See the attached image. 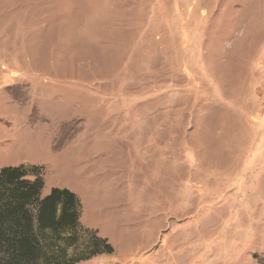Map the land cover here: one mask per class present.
I'll return each mask as SVG.
<instances>
[{"label": "rangeland", "instance_id": "rangeland-1", "mask_svg": "<svg viewBox=\"0 0 264 264\" xmlns=\"http://www.w3.org/2000/svg\"><path fill=\"white\" fill-rule=\"evenodd\" d=\"M10 165L114 248L75 264H264V0H0Z\"/></svg>", "mask_w": 264, "mask_h": 264}, {"label": "trees", "instance_id": "trees-1", "mask_svg": "<svg viewBox=\"0 0 264 264\" xmlns=\"http://www.w3.org/2000/svg\"><path fill=\"white\" fill-rule=\"evenodd\" d=\"M44 187L36 166L10 165L0 170V264H75L113 251L107 238L94 232L78 253V195L53 187L42 196Z\"/></svg>", "mask_w": 264, "mask_h": 264}, {"label": "bare ground", "instance_id": "bare-ground-1", "mask_svg": "<svg viewBox=\"0 0 264 264\" xmlns=\"http://www.w3.org/2000/svg\"><path fill=\"white\" fill-rule=\"evenodd\" d=\"M64 183H66V182H64Z\"/></svg>", "mask_w": 264, "mask_h": 264}, {"label": "crops", "instance_id": "crops-1", "mask_svg": "<svg viewBox=\"0 0 264 264\" xmlns=\"http://www.w3.org/2000/svg\"><path fill=\"white\" fill-rule=\"evenodd\" d=\"M49 193V192H48Z\"/></svg>", "mask_w": 264, "mask_h": 264}]
</instances>
